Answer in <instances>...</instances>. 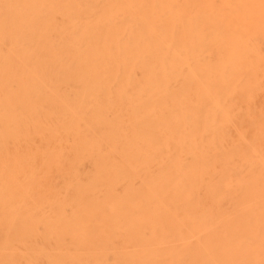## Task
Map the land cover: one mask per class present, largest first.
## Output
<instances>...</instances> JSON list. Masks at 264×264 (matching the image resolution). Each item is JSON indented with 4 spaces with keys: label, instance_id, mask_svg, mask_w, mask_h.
<instances>
[{
    "label": "rangeland",
    "instance_id": "1",
    "mask_svg": "<svg viewBox=\"0 0 264 264\" xmlns=\"http://www.w3.org/2000/svg\"><path fill=\"white\" fill-rule=\"evenodd\" d=\"M114 1L0 0V264H264V7Z\"/></svg>",
    "mask_w": 264,
    "mask_h": 264
},
{
    "label": "bare ground",
    "instance_id": "2",
    "mask_svg": "<svg viewBox=\"0 0 264 264\" xmlns=\"http://www.w3.org/2000/svg\"><path fill=\"white\" fill-rule=\"evenodd\" d=\"M132 1H134V0H116L112 3H108L109 7H108V12H107L106 16L108 17L109 15H113L115 13H118L119 8H122L123 6L128 5L129 3H132ZM143 1H146V0H143ZM158 1L161 5L174 2V0H158ZM189 2H192L194 4L204 5L207 8V10H213L217 6L237 5L238 9L231 12V14H233L232 18L242 19V20H246V21L251 20L254 12H257L256 7H264V0H189ZM169 13H170V10L168 11L167 14L169 15ZM257 13H259V11ZM260 13L263 15L264 9H261ZM182 15H186V10H182ZM170 16H171V14H170ZM252 27H253L252 24H248L245 27V30L248 31ZM0 64H1V62H0ZM0 116H2V115H0ZM177 118L176 119L174 118V120L177 121Z\"/></svg>",
    "mask_w": 264,
    "mask_h": 264
}]
</instances>
